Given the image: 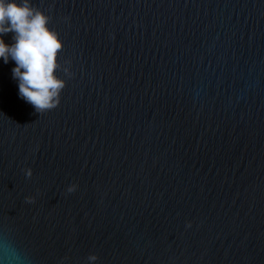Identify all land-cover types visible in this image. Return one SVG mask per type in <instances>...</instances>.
Returning a JSON list of instances; mask_svg holds the SVG:
<instances>
[{
  "label": "water",
  "instance_id": "1",
  "mask_svg": "<svg viewBox=\"0 0 264 264\" xmlns=\"http://www.w3.org/2000/svg\"><path fill=\"white\" fill-rule=\"evenodd\" d=\"M31 5L65 84L0 61V264H264V0Z\"/></svg>",
  "mask_w": 264,
  "mask_h": 264
},
{
  "label": "clouds",
  "instance_id": "2",
  "mask_svg": "<svg viewBox=\"0 0 264 264\" xmlns=\"http://www.w3.org/2000/svg\"><path fill=\"white\" fill-rule=\"evenodd\" d=\"M8 33L12 34L10 43L4 39ZM62 47L58 34L48 26V17L33 7L31 0H0V61L13 62L11 76L17 84V95L36 112L59 102L65 81L55 73ZM26 175H31L30 169ZM76 189L73 184L67 191ZM96 260L95 254H89L87 264Z\"/></svg>",
  "mask_w": 264,
  "mask_h": 264
}]
</instances>
